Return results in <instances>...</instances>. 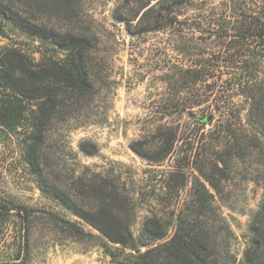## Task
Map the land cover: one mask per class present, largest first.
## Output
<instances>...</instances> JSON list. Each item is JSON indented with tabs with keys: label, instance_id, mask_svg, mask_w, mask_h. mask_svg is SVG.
I'll return each mask as SVG.
<instances>
[{
	"label": "rangeland",
	"instance_id": "obj_1",
	"mask_svg": "<svg viewBox=\"0 0 264 264\" xmlns=\"http://www.w3.org/2000/svg\"><path fill=\"white\" fill-rule=\"evenodd\" d=\"M0 4L25 27L86 38L91 86L43 142L0 128V264H127L134 251L98 227L156 245L194 208L216 264H244L264 199V0ZM3 18L0 56L65 54Z\"/></svg>",
	"mask_w": 264,
	"mask_h": 264
},
{
	"label": "trees",
	"instance_id": "obj_2",
	"mask_svg": "<svg viewBox=\"0 0 264 264\" xmlns=\"http://www.w3.org/2000/svg\"><path fill=\"white\" fill-rule=\"evenodd\" d=\"M10 12V8L0 4V15L9 21L10 26L40 43H49L58 51L65 52L63 57L48 58L39 52L41 59L34 62L32 54L10 47L0 56V128L7 131L18 128L34 130L35 139L43 142L48 126L62 114L60 111L77 106L80 95L91 89L85 67V52L89 50V44L84 37L70 34L66 37L61 33L25 27L20 22L9 20L6 13ZM204 121L209 120L205 118ZM60 201L69 210L76 208L66 196ZM200 211L201 208L180 211L172 236L156 245L152 242L159 240L161 234H155L149 243L136 244L128 228L115 232L102 227L97 229L110 242L134 251V255H129L130 259L126 260L127 264H216L214 240L212 243V238L199 229L195 220L202 215ZM150 222L156 223L148 219L143 226L145 231L152 230ZM156 224L160 229V223ZM249 230L244 264H264V199L252 215ZM140 247H145V251L141 252Z\"/></svg>",
	"mask_w": 264,
	"mask_h": 264
}]
</instances>
